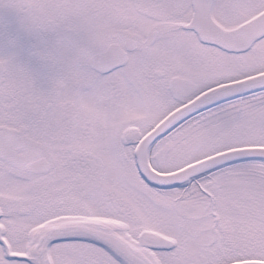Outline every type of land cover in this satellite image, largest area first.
I'll return each mask as SVG.
<instances>
[{"label":"snow or ice","instance_id":"6c2138e0","mask_svg":"<svg viewBox=\"0 0 264 264\" xmlns=\"http://www.w3.org/2000/svg\"><path fill=\"white\" fill-rule=\"evenodd\" d=\"M0 264H264V0H0Z\"/></svg>","mask_w":264,"mask_h":264}]
</instances>
